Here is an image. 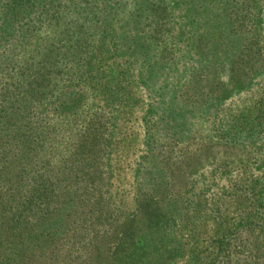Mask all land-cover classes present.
Here are the masks:
<instances>
[{"label":"trees","instance_id":"trees-1","mask_svg":"<svg viewBox=\"0 0 264 264\" xmlns=\"http://www.w3.org/2000/svg\"><path fill=\"white\" fill-rule=\"evenodd\" d=\"M139 1L145 7L137 10H148L151 18L154 10L168 16L166 0ZM95 3L0 0V264L48 260L65 246H93L87 255L93 263H102L106 250L115 264H170L185 250L174 236L176 216L166 202L160 206L161 196L145 192L131 216L123 218L110 201L113 118L128 117L134 83L152 89L148 113L161 109L158 120L169 114L161 106L167 93L173 98L179 88L162 92L166 83L155 85L163 69L153 68L152 59L159 30L144 24L150 34L121 49L112 40L113 6L98 9ZM82 81L101 95V106L82 105L77 88ZM54 114L72 119L67 121L72 135L62 151L63 136L56 141L52 134ZM239 196L247 210L234 222L218 218L207 245L189 246L188 262L258 264L242 233L250 236L264 221V182L255 178L244 184ZM90 233L94 242L85 239Z\"/></svg>","mask_w":264,"mask_h":264},{"label":"rangeland","instance_id":"rangeland-1","mask_svg":"<svg viewBox=\"0 0 264 264\" xmlns=\"http://www.w3.org/2000/svg\"><path fill=\"white\" fill-rule=\"evenodd\" d=\"M96 1L98 9L113 6L112 40L121 49L130 39L149 35V27L159 30L152 59L153 68L163 69L155 85L166 83L162 92L173 85L179 88L173 98L167 93L161 106L169 114L158 120L161 109L156 115L148 113L152 89L134 83L128 117L113 118L109 151L116 167L110 201L123 218L131 216L145 192L164 198L160 206L166 202L173 210L174 236L186 246L170 264H196L188 262L189 246L195 241L202 249L218 218L234 222L247 210V201L239 196L244 184L255 178L264 182V0H166L168 16L154 10L152 18L148 10H137L145 7L139 0ZM147 23L149 27L143 26ZM78 85L83 106H101V95L88 81ZM68 119L51 117L56 141L63 136L60 151L67 149L63 143L72 135ZM236 126L244 131L236 132ZM242 234L253 245L254 262L263 263L264 221L250 236ZM93 235H86V241L94 242ZM93 252V246H65L48 260L27 264H115L105 257L106 250L102 263L91 262L87 255Z\"/></svg>","mask_w":264,"mask_h":264}]
</instances>
